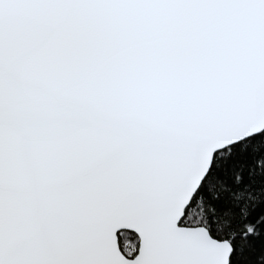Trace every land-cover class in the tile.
Listing matches in <instances>:
<instances>
[{"label":"snow or ice","instance_id":"6c2138e0","mask_svg":"<svg viewBox=\"0 0 264 264\" xmlns=\"http://www.w3.org/2000/svg\"><path fill=\"white\" fill-rule=\"evenodd\" d=\"M0 264H264V0H0Z\"/></svg>","mask_w":264,"mask_h":264}]
</instances>
